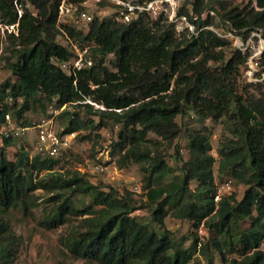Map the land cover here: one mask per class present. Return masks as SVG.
Segmentation results:
<instances>
[{
	"label": "trees",
	"instance_id": "obj_1",
	"mask_svg": "<svg viewBox=\"0 0 264 264\" xmlns=\"http://www.w3.org/2000/svg\"><path fill=\"white\" fill-rule=\"evenodd\" d=\"M63 1L74 5L79 14L86 0H0V30L3 26H14L8 34L12 58H5L14 81L0 86V126L7 115L20 120L33 106L44 108L45 102L53 101L57 110L82 105L89 114L99 117L97 127H105L106 121L120 124L130 136L129 141L115 143V148L120 150L117 166L123 168L132 161L150 160L145 206L154 207L153 220L160 227L170 204L174 206V217L195 224L203 221L214 229L217 237L211 244L224 264H264L261 248L264 244V98L250 95L245 88L246 94L239 93L238 75L247 62L248 52L235 48L226 59L222 49L230 45V40L203 29L213 22V17L201 19L204 8L199 0H187L178 13L194 25V34L184 44L176 43L173 23L160 25L162 16L150 22L146 11L124 22L94 16L86 32L77 30L59 18ZM28 4L34 12L28 9ZM208 10L218 19L217 27L244 40L252 32L264 30V0H251L242 8L232 2L215 0ZM59 36L64 37L66 45L57 40ZM71 43L89 48L84 65L66 73L61 65L74 58ZM258 63L264 68V49ZM251 85L260 89L259 84ZM8 99L13 101L11 105ZM18 99L21 103H17ZM86 100L102 109H94ZM188 111L202 119L224 120L227 135L217 148V176L245 187L239 200L229 194L214 201L215 159L210 153L209 138L202 132L188 137L190 156L181 167L182 175L173 176L165 185L152 186L153 179L160 181L170 172V167L161 157L151 158L141 145L147 141L148 133L168 141L177 138L182 126L175 119ZM59 117L69 118L61 135L76 133L85 126L76 113L65 108ZM8 145L9 139L3 138L0 145V210L3 212L17 205L27 209L33 189L29 175L52 172L58 163L51 157L29 158L23 150L10 160L6 154ZM192 180L198 183L194 191L188 186ZM38 186L48 190L73 187V193H89L92 205L99 207L93 210L91 205V210H87L92 216L85 218V230L67 237L66 246L72 257L97 264H188L189 249H182L166 235L130 216L138 209L131 199L120 197L113 190H97L77 175L67 180L53 175L49 182L39 181ZM66 209L82 212L66 200L45 218L44 225L56 227ZM4 233L6 227L0 223V260L6 261ZM238 244L248 249V253L241 258L226 259L224 253H231ZM208 247L209 243L201 246L202 254L206 255ZM208 263L212 264L211 258Z\"/></svg>",
	"mask_w": 264,
	"mask_h": 264
},
{
	"label": "rangeland",
	"instance_id": "obj_2",
	"mask_svg": "<svg viewBox=\"0 0 264 264\" xmlns=\"http://www.w3.org/2000/svg\"><path fill=\"white\" fill-rule=\"evenodd\" d=\"M119 1L132 5L145 0ZM214 1L199 0L200 6L204 8L201 19H206L208 15L213 17V22L207 24L203 29L216 32L221 37L230 40V45L222 49L226 59L230 57L235 48L240 47L243 53L248 52L247 62L245 66L240 68L238 75L239 93L246 94V91L243 90L245 88L250 95L256 98H264V68L258 63L264 49V39L261 38L262 32L260 34L251 33L244 40L241 36L217 27L216 24H220L218 19L215 18L213 12L208 10ZM225 1L235 3L240 8L251 2V0ZM150 2L146 11L150 22L159 20L162 16L163 21L160 22V25L164 23L175 25L176 43L184 44L190 40L194 34V25L187 17L178 16L187 0H152ZM27 7L34 12L31 5L28 4ZM82 7L81 12L90 18L96 16L99 19L113 18L120 22L127 21L122 17V14L125 13V7L113 0H86ZM75 10L64 13L60 20L77 30L86 32L88 22L79 20ZM127 17L128 20H131L136 16L130 14ZM6 30L7 27L4 26L0 30V86L6 81H14V76L5 63V58H12L11 45L8 40L11 29L7 33ZM57 40L66 45L64 37L59 36ZM218 50L216 49V51ZM71 61L61 65L66 73L71 69ZM247 72L251 73L252 77ZM251 84H259L260 89ZM7 102L10 105L13 103L10 99ZM85 102L92 105L94 109H102L101 106L89 100ZM17 103H21V100L18 99ZM44 104V108L39 105L33 106L31 110L23 114L20 120L7 115L0 126V145H3V138L9 139L6 154L10 160L15 159L19 150H23L29 158L39 155L43 158L51 157L58 162L52 172H32L29 175L33 189L27 209H24L22 205H17L4 212L0 210V223L6 227L4 243L8 249L6 261L0 260V264H97L72 257L66 246L67 237L85 230L86 222L84 220L92 216L87 211L91 210L89 208L92 205V197L89 193H73V187H55L48 190L38 186L39 181L49 182L53 175L66 180L77 175L90 182L97 190L102 192L113 190L118 196L131 199L138 209L134 210L130 216L138 222L148 225L149 228L155 229L160 234L166 235L167 238L179 244L182 249H189L191 255L188 264H209L208 259L210 258L212 264H224L221 255L211 244L217 235L214 229L208 228L203 221L200 224H195L191 220L174 217L172 215L174 206L170 204L166 206L168 214L164 217L161 227L153 220L154 207L145 206L146 197L144 195L149 175V171L146 170L150 169V160L139 163L132 161L123 168L117 166L120 150L115 148V143L120 140L129 141L130 136L123 132L120 124L106 121L105 127H97L100 121L98 116L89 114L82 105H68L64 107L65 110L76 113L85 122V126L76 133L61 135L69 122L68 117H59V112L64 108L57 110L55 101ZM175 121L182 126V132L177 138L168 141L153 133H148L147 141L141 145L142 150L149 152L151 158L161 157L170 167V172L160 181L153 179L152 186L165 185L172 180L173 176L182 175L181 167L190 156L188 137L195 132H202L206 133L209 138L210 153L215 159L212 166L215 187L223 186L221 187L222 196L234 194L235 198L239 200L245 187L235 184L230 178L217 176L219 159L217 148L226 134L223 129L224 120L202 119L194 112L188 111L184 116H177ZM46 129H50L61 139V144L54 154H51L52 148L49 147L48 142H43L39 137L40 131ZM227 182L228 186L226 185ZM197 184L195 180H192L189 181L188 186L190 190L194 191ZM66 200H69L74 208L82 212L72 213L68 209L63 210L60 223L56 227L45 226V218L54 214ZM97 208L99 207L92 205L93 210ZM246 226L244 225V227ZM207 243H209V247L206 255H204L201 252V246ZM261 248L264 249V244L261 245ZM247 253L248 249L238 244L231 253L225 252L224 255L226 259H231L241 258Z\"/></svg>",
	"mask_w": 264,
	"mask_h": 264
},
{
	"label": "built area",
	"instance_id": "obj_3",
	"mask_svg": "<svg viewBox=\"0 0 264 264\" xmlns=\"http://www.w3.org/2000/svg\"><path fill=\"white\" fill-rule=\"evenodd\" d=\"M113 1H115V2L121 4L122 6L125 7V10H127V12L122 14V16L127 21H129L127 16H129L130 14H134L136 16L139 12L147 11L148 10V6L151 3V2H149L147 4H132L131 5V4L121 3L119 0H113ZM73 9H76L74 5L67 4L65 1H63L61 6H60L59 18L64 13H69ZM78 19L81 20V21H87V22H89L91 20V18L89 16H87L84 12H80L78 14ZM7 30H10V32H11L12 30H14V26L7 27ZM260 32L264 33V30H259L258 32H252V33L260 34ZM261 38H262V34H261ZM88 48H89L88 46H85L84 48H80L76 44L71 43V51L74 53V58L71 61V64H72L71 68L79 69V68H81L84 65V61H85L84 58H85V55L87 53ZM86 64L89 65L90 62H87ZM248 74H249V76L252 77L251 73H248ZM62 108H64V107H62ZM39 137H40V139L43 142H48L49 147L52 148L51 149V154H54L56 149H57V147L61 144V139L55 133H53L50 129H46V130L40 131ZM226 185L228 186V182L226 183ZM221 187H223V186H221ZM221 187L220 188H218V187L216 188V193L214 195V201L215 202L219 201L221 196H222V194H221V189L222 188Z\"/></svg>",
	"mask_w": 264,
	"mask_h": 264
}]
</instances>
